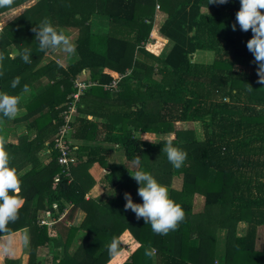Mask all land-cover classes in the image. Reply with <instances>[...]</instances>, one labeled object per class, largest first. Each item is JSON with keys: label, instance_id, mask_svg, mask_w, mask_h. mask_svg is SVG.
Returning a JSON list of instances; mask_svg holds the SVG:
<instances>
[{"label": "trees", "instance_id": "16d2710c", "mask_svg": "<svg viewBox=\"0 0 264 264\" xmlns=\"http://www.w3.org/2000/svg\"><path fill=\"white\" fill-rule=\"evenodd\" d=\"M28 1L14 0L0 13ZM208 3L36 0L0 28L5 56L0 93L19 95L25 84L30 87L20 102L26 112L21 118L36 132L27 142L2 145L9 167L17 172L30 165L19 176L18 219L0 232L27 229L26 264H44L37 258L39 249L52 255L50 264H215L217 240L211 246V229L225 230L222 264H264V237L262 249H254L257 228L264 231V84L257 82V65L246 46L251 30L243 32L238 24L232 30L241 6L235 0ZM157 4L167 16L156 29ZM44 19L63 34L77 30L76 52L68 64L46 60L48 52L39 51L32 29ZM24 49L31 63L20 58ZM197 51L211 53V61H192ZM83 71L95 84L77 102L72 137L83 142L74 146L75 163L65 168L57 162L53 136L76 91L73 80ZM120 75L115 91L104 89ZM17 77L20 84L13 89ZM177 122H200L203 139L193 130L177 129ZM165 133H173L174 146L187 153L180 169L161 151L166 138L154 139ZM105 142L119 144L123 163L108 162ZM45 145L50 159L41 163ZM135 157L139 169L168 186L169 198L184 211V220L167 235L155 234L150 224L125 211V192L142 203L129 173L136 170ZM173 177L180 187L171 186ZM96 185L101 191L93 193ZM197 195L203 206L194 211ZM76 209L84 213L78 225L59 231L37 224L40 211L65 222ZM239 221L247 223L243 236L236 234ZM126 235L128 242L122 240ZM113 238L120 241L119 255L110 256ZM149 249H155L153 257L145 255ZM5 264H18V259Z\"/></svg>", "mask_w": 264, "mask_h": 264}, {"label": "clouds", "instance_id": "9594fccd", "mask_svg": "<svg viewBox=\"0 0 264 264\" xmlns=\"http://www.w3.org/2000/svg\"><path fill=\"white\" fill-rule=\"evenodd\" d=\"M228 2L229 0H209L208 4L224 5ZM13 3L14 0H0V8L10 7ZM240 5L232 30L236 31L237 24L243 32L251 30L253 35L246 46L254 57L253 63L257 65L256 71L259 78L257 82L264 84V0H240ZM32 31L35 33L34 40L38 43L40 52L62 51L69 56L75 55V45L63 32H58L50 20L44 19L34 26ZM11 58L15 59V56ZM20 58L25 63L32 62L28 49L21 52ZM4 59L5 56L0 53V62ZM19 84L20 79L17 77L11 82V87L16 89ZM30 91V87L25 84L19 95L0 93V114L14 118L19 111L21 99ZM162 143L161 151L166 154L169 163L174 168L180 169L185 163L187 153L174 146L171 138H166ZM2 145L3 141L0 140V232L6 231L7 225L18 219L19 209L22 206L18 198L21 192V181L16 170L9 167V157ZM131 165L136 170L128 171L139 185L137 195L141 197L142 203L133 202L131 193L125 192V211L131 210L137 220L143 219L145 224H150L155 234L167 235L170 231H175L185 218L183 209L169 198L165 186L159 184L150 173L139 169V157H135ZM119 244L120 241L113 238L107 246L110 256L119 255ZM155 254V249L145 252L148 257H153Z\"/></svg>", "mask_w": 264, "mask_h": 264}, {"label": "rangeland", "instance_id": "374dc122", "mask_svg": "<svg viewBox=\"0 0 264 264\" xmlns=\"http://www.w3.org/2000/svg\"><path fill=\"white\" fill-rule=\"evenodd\" d=\"M34 2H36V0H30L28 2H26L25 4H23L22 6L14 9V10H11L9 12H7V14L5 16H0V18L2 17V19H0V22H6L12 18H14L15 16H17L27 5H31L33 4ZM163 16H158L157 17V21L160 22L162 21L165 17H164V14H162ZM3 26V25H2ZM156 29L159 28V27H155ZM64 34L66 36H68L71 40V42L74 44V39L77 35V30L74 29V28H70V29H64ZM74 55H67L66 53L62 52V51H57V52H48L46 55H45V59L46 60H49V59H54L56 62L59 61V63L61 65H66L68 64V62L73 59ZM211 53L207 52V51H197L195 52L194 55L191 56V59L192 61H199V62H204V63H207V62H210L211 61ZM78 79L81 80V81H85V80H88V72L87 71H83L81 72L78 76ZM25 99V96L23 97V100ZM176 128L177 129H190V130H193L195 132V135L198 139H203V129H202V125L200 122H185V123H182V122H178L176 123ZM173 137V136H172ZM155 141L156 140H160L158 136H156L155 138ZM56 179V178H55ZM175 177L172 178V184L171 186L173 188H178L180 187V184H176L175 183ZM179 183H180V180H179ZM166 187V186H165ZM167 190H168V186L166 187ZM100 192L101 191V187L98 185H96L93 189V193H96V192ZM87 196L89 197V194H87ZM86 196V197H87ZM202 197L197 195L195 196V200H194V204H193V210L194 211H199L202 209ZM66 212V210H65ZM65 212L61 215L62 218L60 219H63L65 216ZM44 215H48L47 211H40V215L38 217H43ZM84 216V213L80 210V209H76L74 210L73 212V217L71 218H67L66 217V221L65 222H58L57 221H53L52 220V217L50 219L47 220V223H44L45 226L47 227H51L52 225H55L57 227V229L60 231V230H63L64 229V225H78L81 221H82V218ZM39 225V224H38ZM41 226V225H40ZM212 230V233L215 235L214 239L212 240L211 242V246L214 245V240L216 241L219 237H224L225 235V230H219V229H211ZM257 232L259 234H263L264 231L262 230V227H259L257 229ZM25 237H27V242L26 243H23L21 242V239L19 237H15V238H12V239H15L12 243V245L9 247L4 249L2 253H0V264H5V260H4V257L5 256H14L15 254V257L16 259H18V264H25V261L27 263V259H28V232H27V229L25 228ZM257 234V233H256ZM123 241H126L128 242L127 240H129V236L126 235L125 238L122 239ZM217 243V242H216ZM2 245L5 247L6 246V242H2ZM217 245H215L216 247ZM24 247V256H21L19 253L21 250V248L23 249ZM10 251V252H9ZM17 252V253H13V252ZM37 258L38 259H43L44 260V264H50L51 263V259H52V255L49 254L48 252H46V250H43V249H39L37 250Z\"/></svg>", "mask_w": 264, "mask_h": 264}, {"label": "crops", "instance_id": "0c3cea01", "mask_svg": "<svg viewBox=\"0 0 264 264\" xmlns=\"http://www.w3.org/2000/svg\"><path fill=\"white\" fill-rule=\"evenodd\" d=\"M235 1L237 2V4L239 6H241L240 5V0H235ZM22 5H20V6H22ZM20 6H17V7H14L12 9H9V10H7L5 12H2V13H0V16L3 17V16H5L7 14V12H9L11 10H14V9H16V8H18ZM27 6H29V5H27ZM204 10L206 12L209 11V9H204ZM161 13L164 14L165 19H166L167 14L165 12H163V11H159V14H161ZM2 17L0 19H2ZM8 21L0 22V28L2 27V25L7 23ZM155 22H156V20H155ZM161 23L162 22H158L157 23V27H159ZM192 55H194V54H192ZM25 113L26 112H25L24 106H23V104L20 103L19 111H18L17 115L14 118H8V117H4V116L2 118H0V134L2 135L1 140L3 141V144H14V145H17L18 142H20L21 140L26 139V140H24V142H27L30 139H32V137L35 136L36 132L29 128L28 120H25V119L21 118ZM88 118H91V116H88ZM182 123H185V122H182ZM156 136H158L159 139H163V138H172V136H174V135H173V133H165V134H157V135H155V137ZM73 142H74L75 145L79 146L80 144H82L83 141L81 142L79 140H74L73 139ZM87 143H90L91 145H95V143H92V142H87ZM102 146L108 150V153L106 154V158H107L108 162H110V163H123L125 161L124 155L122 153V150H121L119 144H116V143H113V142H105V143H102ZM49 153H50V146H48V145L46 146L45 145L39 151V156H38L39 161L41 163H46L50 159ZM29 168H30V165H26L23 168L19 169L17 171L18 177L20 175H22L23 173H25L26 171H28ZM262 230H263V228H262ZM246 231H247V223L245 221H239L237 223V227H236L237 236L245 235ZM24 232H25V229H22L19 232H16V233H13V234L0 236V253H2L3 250L6 249L7 247L9 249V247L12 245L13 241L15 240V239H12V238L19 237L21 239V242L26 243L27 242V237H25V233ZM256 233L257 234H256V238L254 240V249L256 251H260L262 249L264 233L263 234H259L258 232H256ZM2 242H6V246L5 247L2 245ZM217 242L218 243H216L217 246H216V251H215V264H222V262H223L222 257L224 255V241H223V237H219L217 239ZM19 251H20L19 254L21 256L25 255L24 252H23V251H25L24 247H23V249L21 248V250H19ZM13 253H17V252H13ZM8 258H16V257H15V254H14V256H5L4 257L5 263H6V260ZM25 264H26V261H25Z\"/></svg>", "mask_w": 264, "mask_h": 264}, {"label": "built area", "instance_id": "2783aa9c", "mask_svg": "<svg viewBox=\"0 0 264 264\" xmlns=\"http://www.w3.org/2000/svg\"><path fill=\"white\" fill-rule=\"evenodd\" d=\"M155 20L154 26L157 27L158 23V16H163L159 14V5H156ZM165 17V16H164ZM165 19V18H164ZM164 19L160 22H163ZM123 75H120L118 79L112 80L110 83L103 85L104 89L109 91H115L117 89V82ZM74 86L76 91H74L69 97V101L67 103V108L62 113V123L57 128L56 133L53 136V147L56 149L58 156L57 162L65 167L68 168L71 164L75 163L76 156L74 155L75 144L73 142L72 133L74 132V128L72 126V122L77 114V102L79 101L80 95L83 91L94 85L95 82L88 79L85 81H81L76 77L74 80ZM57 179V177H56ZM48 213V212H47ZM50 219V215H44L43 217L37 218V224L44 225L47 223V220ZM54 221V220H53Z\"/></svg>", "mask_w": 264, "mask_h": 264}, {"label": "water", "instance_id": "95a60500", "mask_svg": "<svg viewBox=\"0 0 264 264\" xmlns=\"http://www.w3.org/2000/svg\"><path fill=\"white\" fill-rule=\"evenodd\" d=\"M192 56V55H191Z\"/></svg>", "mask_w": 264, "mask_h": 264}]
</instances>
